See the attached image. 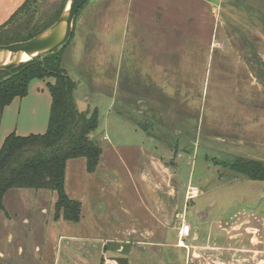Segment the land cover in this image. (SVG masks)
<instances>
[{"label":"rangeland","instance_id":"374dc122","mask_svg":"<svg viewBox=\"0 0 264 264\" xmlns=\"http://www.w3.org/2000/svg\"><path fill=\"white\" fill-rule=\"evenodd\" d=\"M75 28L85 54L73 41L63 66L77 107L98 110L101 161L94 173L68 161L81 221H55L53 203L34 238L0 240L8 264L32 253L37 264H264V181L223 165L264 161V0H89ZM15 101L0 147L12 131L48 128ZM181 215L188 248L177 245Z\"/></svg>","mask_w":264,"mask_h":264},{"label":"trees","instance_id":"16d2710c","mask_svg":"<svg viewBox=\"0 0 264 264\" xmlns=\"http://www.w3.org/2000/svg\"><path fill=\"white\" fill-rule=\"evenodd\" d=\"M67 1L54 0L46 4L44 0H26L6 23L0 25V45L27 41L41 34L59 19ZM73 37L43 59L0 70L1 109L15 98L25 97L31 80L54 78V82L49 83L52 105L47 131L26 136L12 132L0 147L2 211H5V194L11 189L49 190L57 195L55 219L81 221L82 202L71 198L66 191L67 164L71 159L85 158L87 171L94 173L103 149L91 136L99 125L98 110L82 111L77 107L75 90L78 84L62 66L64 52ZM6 77L9 78L5 80ZM223 165L248 179L264 181V161L239 156Z\"/></svg>","mask_w":264,"mask_h":264},{"label":"crops","instance_id":"0c3cea01","mask_svg":"<svg viewBox=\"0 0 264 264\" xmlns=\"http://www.w3.org/2000/svg\"><path fill=\"white\" fill-rule=\"evenodd\" d=\"M25 1L26 0H0V25L6 23ZM78 37L79 35H77V30L75 28V36L73 37L69 46L74 41L73 44H76L79 47L80 55L81 56L83 55L82 56L83 59L85 54V49H84V45L81 42H78L79 41ZM62 66H63V58H62ZM49 79L50 78H45V79L35 78L31 80L29 84L28 94L25 97L20 98L21 100H26V102H28L29 104L30 112L32 113V118H33L32 127H36L35 124L38 123V120L41 117H45L46 115L48 117V124H49V117H50V111L52 105V95L49 89V83L54 82V78H52L53 79L52 82L48 81ZM17 99L19 98H15L4 109L0 108V115L3 116L5 109L10 108V106L14 102H16L15 100ZM46 106L48 107L47 112H46ZM12 132H10L9 134H11ZM36 134H43V133H36ZM94 134L95 132L91 136L93 137ZM7 136L4 137L6 138ZM9 191L5 194L4 197V199L6 200V205L4 204V207L5 210L9 213V215L6 216L0 212V240L8 239L9 241H14V237H16V238H22L24 239V241L27 242L28 237H30V235L32 236L31 238L35 237V233H33L32 231L33 228L32 223L34 226H36L39 223L42 224V222H47V220L44 219V215L50 212L52 208V204L56 202L54 193L52 192L50 193L51 197L53 198H52V203L49 204L50 200L47 201L45 198L46 196H48L46 193L47 190H35L31 188H14L13 191L10 192ZM28 213L30 215H28ZM53 219L55 221L58 220L55 219V214ZM8 233L10 235H8ZM8 244L10 243L7 242L6 245ZM21 250L22 249H20L19 251V256H21L20 254ZM24 252L26 253V251H23L22 255H24ZM30 252L32 253V251ZM10 253H13V251L8 246L5 248L3 247V249H0V264H8L10 262L12 258V254ZM25 259H28V261L26 262L27 264H37L34 261L33 253L31 257H25L23 259V262H25ZM38 260L41 262L40 255L38 256Z\"/></svg>","mask_w":264,"mask_h":264},{"label":"water","instance_id":"95a60500","mask_svg":"<svg viewBox=\"0 0 264 264\" xmlns=\"http://www.w3.org/2000/svg\"><path fill=\"white\" fill-rule=\"evenodd\" d=\"M88 1L68 0L59 19L41 34L27 41L0 45V61L14 55L11 62L0 64V70L34 59H43L56 49L65 46L74 34L77 14ZM23 54H27L30 58L23 60ZM8 78L6 77L5 80Z\"/></svg>","mask_w":264,"mask_h":264},{"label":"built area","instance_id":"2783aa9c","mask_svg":"<svg viewBox=\"0 0 264 264\" xmlns=\"http://www.w3.org/2000/svg\"><path fill=\"white\" fill-rule=\"evenodd\" d=\"M107 138V137H106ZM200 194V190L196 186H191L188 193V199L196 198ZM180 225L178 227V243L177 245L182 248H188L187 243L185 242V239L190 235L191 233V226L186 220V217L183 215L180 216Z\"/></svg>","mask_w":264,"mask_h":264},{"label":"bare ground","instance_id":"6f19581e","mask_svg":"<svg viewBox=\"0 0 264 264\" xmlns=\"http://www.w3.org/2000/svg\"><path fill=\"white\" fill-rule=\"evenodd\" d=\"M30 58V56H28L27 54H23L22 55V59L23 60H27V59H29ZM14 59V55H12V56H10V57H7V58H5L4 60H1L0 62V64H3V63H9V62H11L12 60Z\"/></svg>","mask_w":264,"mask_h":264}]
</instances>
